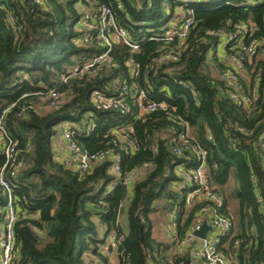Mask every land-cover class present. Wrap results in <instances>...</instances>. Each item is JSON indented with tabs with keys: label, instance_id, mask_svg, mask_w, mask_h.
I'll return each instance as SVG.
<instances>
[{
	"label": "trees",
	"instance_id": "obj_1",
	"mask_svg": "<svg viewBox=\"0 0 264 264\" xmlns=\"http://www.w3.org/2000/svg\"><path fill=\"white\" fill-rule=\"evenodd\" d=\"M103 8L112 9L132 41L145 42L135 53L115 42L111 53L115 67L103 65L97 75L72 79L60 89L66 94L63 103L46 109L38 92L55 87L77 59L103 53L100 46L81 44L83 21L99 17ZM190 10L194 23L173 62L171 47L150 38L162 34L171 20L182 24ZM254 40L260 46L254 62L244 65L246 79L229 57ZM261 47L264 1L259 0H0V115L14 105L6 114L5 129L15 142L16 162L22 164L15 177L8 175L19 212L13 264H110L104 251L111 238L114 247L110 245L109 252L115 253L117 264H193L189 252L175 253L169 233L167 240L155 237L152 220L157 212L165 213L157 203L178 198L174 170L185 159L177 158L169 145L184 131V124L206 151L209 183L224 204L218 208L202 201L188 210L185 202L180 203L179 236L189 234L202 208L232 214L233 230L220 250L234 264H264ZM130 59L140 65L137 82L146 98L165 103L166 110L137 119L135 101H130L129 112L102 110L92 102L95 92L116 96L112 84L121 76L131 80ZM211 61L218 73L210 71ZM228 71L236 73L237 83L225 78ZM232 93L245 95L251 103L238 104ZM65 123H84L90 129L74 138L86 153L117 151L121 177L145 163L151 168L130 189L118 182L110 160L94 164L87 173L67 168L54 145ZM121 145L125 147L120 149ZM5 161L0 150V170ZM230 200L236 202L234 209ZM6 209L7 195L0 188V226ZM121 218L127 220L126 231Z\"/></svg>",
	"mask_w": 264,
	"mask_h": 264
},
{
	"label": "built area",
	"instance_id": "obj_2",
	"mask_svg": "<svg viewBox=\"0 0 264 264\" xmlns=\"http://www.w3.org/2000/svg\"><path fill=\"white\" fill-rule=\"evenodd\" d=\"M264 0H259V2ZM192 2V1H189ZM257 2L252 5L255 6ZM121 9V5H118ZM218 8V7H215ZM185 17L184 22L178 25L177 20H171L169 24L163 27V33L155 35L150 39L153 41L165 42L171 47L170 59L173 62L178 60V53L188 37L191 26L194 23L193 10H190ZM84 33L81 38V44L100 46L104 49L103 53L91 58L83 57L77 59L69 71L62 75L57 81V85L47 89L45 92H38V100L46 105V109L53 110L58 108L64 101L66 94L60 89L69 84L72 79L82 78L85 74L91 73L97 75L103 65L115 67V63L111 58L114 43L121 42L129 47L131 52L135 53L140 50L141 45L145 42L144 38L138 41H132L125 29L118 26L115 16L111 8H103L99 17H89L83 21ZM231 39L235 35H230ZM260 41L254 40L249 46L240 45L237 52L229 57V61L236 68L244 67L245 63H251L253 57L257 54L260 46ZM261 54L264 55V47H261ZM128 65L132 66L130 71L131 80L120 77L117 82L112 84V88L117 90V95L106 97L99 92L93 93L92 102L102 110H122L125 112L131 111L130 101H135L138 106L136 118H142L145 114L156 111L166 110L165 103L148 100L146 94L140 89L137 79L139 77L140 65L133 59H130ZM225 78L230 82L237 83V75L228 71L225 73ZM27 95H24L26 97ZM233 98L240 105L247 106L250 102L245 95H237L232 93ZM14 108V105L6 108L0 115V150L5 156V164L0 170V188L7 195V209L5 218L0 226V264H13L16 259L15 251V235L14 226L18 220L19 212L15 207V198L13 196V188L8 180L10 177H15L16 171L21 167V163L16 162L15 158V142L9 136L5 129L6 114ZM181 121V120H180ZM184 131L171 140L169 147L177 158L185 159L184 162L175 167V174L179 181L173 185L176 190H179V195L176 201L166 200L164 203H157V208L163 209L169 218V241L174 247L175 253L189 252L192 257L193 264H234L233 261L220 250L222 240L233 230L234 216L219 215L217 210H210L207 207L202 208L197 213L195 221L190 228L189 234L180 237L178 234V220L180 214L179 204L185 202L186 208L191 209L196 202H212L216 207L221 208L224 204L223 200L215 193L207 176V158L206 151L201 145L195 141L191 134L190 128L184 124ZM120 128L127 134L132 133V129ZM86 124L81 123H65L62 126L61 143L66 148V158L61 160L67 168H73L87 173L92 169V166L99 162L110 160L112 164V173L119 179L118 182L127 189L141 178L142 173L149 171L150 163H145L140 169L134 170L125 177H121V157L114 149H109L103 152L88 154L83 151L75 141V135H84L89 132ZM130 146H136L132 139L129 140ZM125 145H121L123 149ZM30 148L27 152H30ZM192 160L189 163L188 160ZM10 173V174H8ZM185 191H182V189ZM260 202L261 198L258 197ZM211 227V230L206 233L205 239H200L195 236V232L202 229L203 223ZM111 245H114V239L111 238Z\"/></svg>",
	"mask_w": 264,
	"mask_h": 264
},
{
	"label": "rangeland",
	"instance_id": "obj_3",
	"mask_svg": "<svg viewBox=\"0 0 264 264\" xmlns=\"http://www.w3.org/2000/svg\"><path fill=\"white\" fill-rule=\"evenodd\" d=\"M165 15V13H163ZM182 16V14L180 12L177 13V18L179 19L180 17ZM166 17H163L162 19L159 20V24H162L164 22V19ZM259 58V57H258ZM254 62V60H253ZM210 71L212 73H218V69L216 68V63L214 61H211L210 63ZM238 72L241 74V76L243 78H246L248 79V76H249V72L248 71H245V68L244 67H239L237 68ZM236 74V73H235ZM62 127L59 128V131H58V135L56 138H59L62 136ZM59 157V156H58ZM226 195H228L226 193ZM231 203H232V208L234 209L236 207V202L230 200ZM152 219H153V222L156 224V227L154 228L155 230V235H156V238L159 240H167L166 236H167V233H168V229H169V218L167 217V215H165L164 213H161V212H157L156 214L152 215ZM122 226L123 228L125 229H128V225H127V220L125 218H122ZM111 239L108 240V244H109V247L111 245ZM107 244V246H108ZM109 247L107 249H105L104 252H108L107 254L110 255V264H116V256H115V253L114 252H109ZM114 247V245H113ZM115 259V260H114Z\"/></svg>",
	"mask_w": 264,
	"mask_h": 264
},
{
	"label": "crops",
	"instance_id": "obj_4",
	"mask_svg": "<svg viewBox=\"0 0 264 264\" xmlns=\"http://www.w3.org/2000/svg\"><path fill=\"white\" fill-rule=\"evenodd\" d=\"M54 145H55V152H56L57 158L60 159V160H64L66 158V154L67 153H66L65 145L63 143H61V137L55 139V144ZM161 213H164V212H161ZM164 214L166 215V213H164ZM121 222H122V218H121ZM124 230L126 231L127 229L124 228ZM154 234H155V230H154ZM155 237H156V235H155ZM116 264H117V260H116Z\"/></svg>",
	"mask_w": 264,
	"mask_h": 264
},
{
	"label": "water",
	"instance_id": "obj_5",
	"mask_svg": "<svg viewBox=\"0 0 264 264\" xmlns=\"http://www.w3.org/2000/svg\"><path fill=\"white\" fill-rule=\"evenodd\" d=\"M210 230H211V227L207 224V222H204L202 229L195 232V236L200 239H205L206 233Z\"/></svg>",
	"mask_w": 264,
	"mask_h": 264
}]
</instances>
